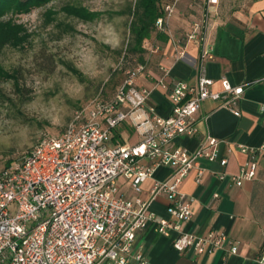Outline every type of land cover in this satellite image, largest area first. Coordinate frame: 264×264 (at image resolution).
<instances>
[{
    "label": "built area",
    "instance_id": "1",
    "mask_svg": "<svg viewBox=\"0 0 264 264\" xmlns=\"http://www.w3.org/2000/svg\"><path fill=\"white\" fill-rule=\"evenodd\" d=\"M180 2L174 0L165 7L156 24L158 30L171 34V21ZM207 3L213 6L218 0ZM208 30L205 15L202 23L192 25L185 46L173 41L177 62L189 59V43H199L198 58L189 59L198 72L196 83L169 80L171 69L163 64L155 75L149 63L163 48L147 40L143 45L147 62L129 69L112 97L93 99L75 113L61 135L41 140L1 171L0 264H149L144 252L136 248V240L150 227L172 238L174 249L181 254L213 255L227 247L230 254H238L225 231L212 230L201 236L186 229L193 218L195 199L184 192V182L201 160L228 164V156L221 155L220 142L207 137L195 151L171 149L180 137L198 135L197 114L208 100L241 116L239 104L245 85L233 86L223 78L222 90H213L215 81L207 67L215 58V46L207 41ZM141 76L151 80L152 86H139ZM155 91L167 94L172 105L169 116L150 104ZM121 126H129L138 142L111 146L112 133ZM237 150L248 156L239 173L232 176L241 187L255 180L264 144L237 145ZM227 152L232 154L233 149ZM161 167H171L172 173L154 180L148 198L127 199L119 194L120 178L140 193ZM202 175L198 170V183ZM161 198L167 200L169 218H159L151 209ZM257 261L264 264V254Z\"/></svg>",
    "mask_w": 264,
    "mask_h": 264
},
{
    "label": "crops",
    "instance_id": "2",
    "mask_svg": "<svg viewBox=\"0 0 264 264\" xmlns=\"http://www.w3.org/2000/svg\"><path fill=\"white\" fill-rule=\"evenodd\" d=\"M185 1H181L171 21L169 46L154 57L158 59V66L163 64L171 69L169 80L197 82L198 72L190 65V60L198 58L199 43L187 45L190 60L177 62L173 41L185 46L186 33L195 23H202L207 15V41L215 46V58L207 67L209 77L215 81L213 90H222L223 78L233 86L245 85L239 104L240 117L208 100L197 114L198 135L180 137L171 146V149L184 147L195 151L201 141L213 137L220 142L221 155L229 158L226 166L201 160L197 170L185 180L184 192L195 199L193 218L186 229L201 236L212 230L225 231L238 248V254H230V247L213 255H197L193 251L181 254L174 249L172 238L160 235L153 227L138 235L136 248L144 252L149 264H260L257 259L264 254V157L257 159L255 180L239 187L232 176L238 174L248 160L247 155L237 150V145L260 147L264 144V0H218L213 6H209L207 0ZM184 3L187 17L182 13ZM151 70L158 75V67ZM138 85L149 88L152 81L141 76ZM149 102L161 115L171 114L172 105L165 92L155 91ZM138 140L137 137L135 143ZM231 148L233 153L228 154ZM172 170L171 167L158 169L154 179L148 180L140 193L132 187H118L119 194L127 199L148 198L154 180L166 179ZM198 170L203 171L199 183ZM221 176H224L222 180ZM119 184L131 186L124 178L119 179ZM151 209L159 218H169L165 198L156 201Z\"/></svg>",
    "mask_w": 264,
    "mask_h": 264
},
{
    "label": "rangeland",
    "instance_id": "3",
    "mask_svg": "<svg viewBox=\"0 0 264 264\" xmlns=\"http://www.w3.org/2000/svg\"><path fill=\"white\" fill-rule=\"evenodd\" d=\"M135 1L53 0L30 13L9 12L2 18L24 25L31 39L0 54V172L41 140L61 135L93 99L115 94L127 71L139 62L129 51V11ZM66 5L83 6L99 17L90 22L69 17L62 11ZM48 11L55 21L47 18ZM157 60L151 59L150 69L158 67ZM128 127L112 133L111 146L137 141Z\"/></svg>",
    "mask_w": 264,
    "mask_h": 264
},
{
    "label": "trees",
    "instance_id": "4",
    "mask_svg": "<svg viewBox=\"0 0 264 264\" xmlns=\"http://www.w3.org/2000/svg\"><path fill=\"white\" fill-rule=\"evenodd\" d=\"M52 1L53 0H0V54L8 47L21 48L31 39V33L28 32L24 25L16 23L12 19L3 20L2 18L9 12L15 14L30 13L33 9L45 6ZM173 1L174 0H136L134 5L130 8L129 12L132 15V21L129 24L131 36L129 51L138 55L139 63L145 64L147 62V52L143 48L145 41H153L161 45L164 49L169 46L172 39L171 34L158 30L156 24L158 19L164 16L165 7L173 3ZM180 4L181 2L177 10ZM62 11L69 17L85 22L94 21L99 17L98 13L78 5H66L63 7ZM53 14L52 11L46 13L47 18L51 22L55 21ZM67 28L70 27L66 26V30ZM191 30L192 26L186 34H189ZM151 66L152 63L150 61L149 68ZM156 69L157 66L155 67V70ZM1 71L3 70L0 67V72ZM125 128H127V126ZM10 163L11 161H9L7 165Z\"/></svg>",
    "mask_w": 264,
    "mask_h": 264
}]
</instances>
